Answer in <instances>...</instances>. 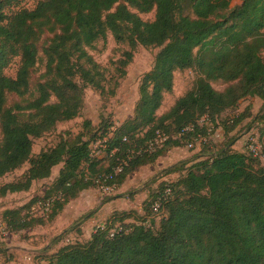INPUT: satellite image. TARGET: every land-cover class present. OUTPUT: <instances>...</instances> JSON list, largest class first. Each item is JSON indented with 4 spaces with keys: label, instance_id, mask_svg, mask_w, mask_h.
<instances>
[{
    "label": "trees",
    "instance_id": "16d2710c",
    "mask_svg": "<svg viewBox=\"0 0 264 264\" xmlns=\"http://www.w3.org/2000/svg\"><path fill=\"white\" fill-rule=\"evenodd\" d=\"M23 1L0 0V178L25 163L29 168L0 185V198L29 191L55 166H63L43 197L51 210L48 219L29 215L38 199L3 211V221L14 232L54 221L85 189L122 185L183 141H206L216 119L247 96L260 97L264 112V0H243L233 7L232 0H40L31 9L19 7ZM153 9V20L141 17ZM47 31L54 35L44 48V80L33 88L38 43ZM108 32L127 46L111 68L90 52L98 41H106ZM140 45L160 49L142 78L133 116L118 126L85 120L81 131H67L57 145L33 155L35 138L81 115L87 87L103 99L116 94ZM15 57L20 66L11 77L5 69ZM186 69L197 72L193 88L158 115L165 94L173 91L175 73ZM219 80L228 84L223 91L212 84ZM10 94L19 98L11 105ZM203 115L209 123L200 125ZM243 115L232 119L226 132ZM158 131L169 138L149 149ZM260 132L264 150V127ZM235 139L208 157H199L202 153L188 167V161H181L163 170L144 201L145 214L114 211L89 239L65 243L44 255V261L264 264V165L250 151L234 150ZM98 141L96 153L92 143ZM171 174L178 177L164 178Z\"/></svg>",
    "mask_w": 264,
    "mask_h": 264
},
{
    "label": "rangeland",
    "instance_id": "374dc122",
    "mask_svg": "<svg viewBox=\"0 0 264 264\" xmlns=\"http://www.w3.org/2000/svg\"><path fill=\"white\" fill-rule=\"evenodd\" d=\"M39 1L24 0L19 7L31 9ZM242 2L243 0H232L231 7L240 5ZM155 12L156 10L153 9L140 15L144 20L151 21L155 18ZM53 35L52 32L47 31L39 40L40 59L31 74L33 88L37 82L44 80L43 75L46 71L44 48L50 43ZM126 47L125 44L117 43L113 34L108 32L106 41H98L95 48L90 52L102 66L111 68V62L118 60L122 50ZM159 49L141 45L138 47L134 60L127 67V74L113 97L103 99L99 93L91 87H87L84 93L85 101L81 115L73 120L60 122L53 131L40 138H35L33 155L57 145L67 131L73 133L81 131L85 120L92 121L95 126L100 125L101 121L102 123L112 121L115 126H118L133 116L135 106L140 98L139 88L142 78L145 73L152 69ZM19 66L20 57H15L5 69L6 74L16 77ZM196 77L195 69L177 71L174 77L173 91L165 94L164 102L157 111L158 115L168 111L180 96L192 89ZM212 84L220 91L228 86L222 80L212 81ZM18 99L15 94H10L8 103L11 105ZM262 104L263 100L258 96H247L241 99L235 108L228 110L216 119L214 128L210 132L211 135L206 138V141L203 138L197 139L192 148L183 141L179 146L170 148L168 153L161 156L154 164H147L138 168L126 178L122 185H118L114 189L92 187L83 190L76 199L66 205L54 221H47L33 229L14 232L3 221V211L8 208L21 207L33 199H38L30 207L29 215L48 219L51 210H48L43 197L58 177L63 166L62 163L52 169V175L49 178L35 181L29 191L9 193L0 198V262L6 258L14 260L16 257V260L12 262L13 264H47L44 261V255L53 252L65 243L76 241L79 237L83 240L89 239L96 227L103 225L114 211L137 210L141 214H145L144 201L156 189V181L162 178L163 170L181 161H188L186 165L188 167L197 161V158L208 157L212 152L224 147L230 138H236L232 145L234 150L249 153L247 148L249 134H254V137L263 144V140L260 138V129L264 127V118H261L264 115L261 110ZM241 114H244L241 121L232 131L226 132V126L232 124V119H237ZM257 116L260 118L257 119ZM100 147L98 142L92 143L94 152L98 153ZM202 153L205 155L199 156ZM256 157L264 165L263 149ZM28 168L29 163H25L20 169L8 173L0 178V185L19 178ZM177 177L178 174L164 176L169 181ZM130 221L132 222V219ZM159 222V217L154 218L156 226L159 225ZM10 254L12 256L8 257Z\"/></svg>",
    "mask_w": 264,
    "mask_h": 264
},
{
    "label": "built area",
    "instance_id": "2783aa9c",
    "mask_svg": "<svg viewBox=\"0 0 264 264\" xmlns=\"http://www.w3.org/2000/svg\"><path fill=\"white\" fill-rule=\"evenodd\" d=\"M198 123L200 125L209 123V117L207 115H203L198 120ZM168 138H169L168 134L158 131L155 139L149 143L148 148L153 149L157 146H161V145H163V143ZM200 139H202V138H200ZM98 143L100 144L101 141H98ZM194 145H195V143L192 142L189 144V147L192 148V147H194ZM247 148H248V151H250L255 156L259 155L260 151H262V144L256 139V137H254V134H252V133L249 134V137L247 139ZM120 170H121V168H118L117 172H119ZM101 187L108 188V189H114L116 186L115 185H113V186H104L103 185ZM100 226H103V225H100ZM100 226H98V227H100Z\"/></svg>",
    "mask_w": 264,
    "mask_h": 264
},
{
    "label": "crops",
    "instance_id": "0c3cea01",
    "mask_svg": "<svg viewBox=\"0 0 264 264\" xmlns=\"http://www.w3.org/2000/svg\"><path fill=\"white\" fill-rule=\"evenodd\" d=\"M104 225V224H103ZM95 231V230H94Z\"/></svg>",
    "mask_w": 264,
    "mask_h": 264
}]
</instances>
